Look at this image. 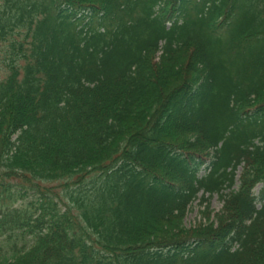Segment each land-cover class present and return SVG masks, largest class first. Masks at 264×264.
<instances>
[{"label": "trees", "instance_id": "16d2710c", "mask_svg": "<svg viewBox=\"0 0 264 264\" xmlns=\"http://www.w3.org/2000/svg\"><path fill=\"white\" fill-rule=\"evenodd\" d=\"M0 264H264V0H0Z\"/></svg>", "mask_w": 264, "mask_h": 264}, {"label": "rangeland", "instance_id": "374dc122", "mask_svg": "<svg viewBox=\"0 0 264 264\" xmlns=\"http://www.w3.org/2000/svg\"><path fill=\"white\" fill-rule=\"evenodd\" d=\"M240 173H241V170H240V168H238V170L236 172V184H235V188L234 189H236L237 186H238V178H239V174ZM56 186H57V183L49 185V187L52 189V191L59 192L60 196L62 197L61 188H56V189L53 188V187H56ZM259 189H260V186H257L255 188V190H254L255 194L258 193ZM20 195H23V194H20ZM204 198H208V197L204 196ZM200 199H201V194H199L197 200H195L191 204V206L186 209V212L184 213V216L182 217V221H181L182 222V226L186 230H189L191 228H196L198 225L204 224L206 222L207 215L209 216L210 220H213L215 215L222 208V202L220 201L219 197L216 194H214L209 199L208 203L200 204L199 203ZM22 200H24V201L17 200L16 202H14V204L12 203L13 207L22 206L23 208H28L30 203H33L35 207L37 206L36 198L33 197L32 195H28L27 194L26 198L22 199ZM207 208H208V210H207ZM29 209H30V207H29Z\"/></svg>", "mask_w": 264, "mask_h": 264}]
</instances>
